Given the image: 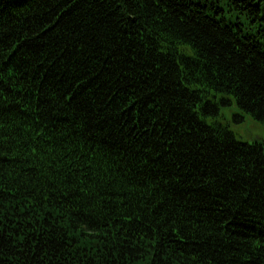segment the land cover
I'll use <instances>...</instances> for the list:
<instances>
[{"label":"trees","instance_id":"1","mask_svg":"<svg viewBox=\"0 0 264 264\" xmlns=\"http://www.w3.org/2000/svg\"><path fill=\"white\" fill-rule=\"evenodd\" d=\"M264 0H0V264H264Z\"/></svg>","mask_w":264,"mask_h":264},{"label":"rangeland","instance_id":"2","mask_svg":"<svg viewBox=\"0 0 264 264\" xmlns=\"http://www.w3.org/2000/svg\"><path fill=\"white\" fill-rule=\"evenodd\" d=\"M220 116L242 142L250 143L264 136V126L242 113L235 105L222 107Z\"/></svg>","mask_w":264,"mask_h":264}]
</instances>
